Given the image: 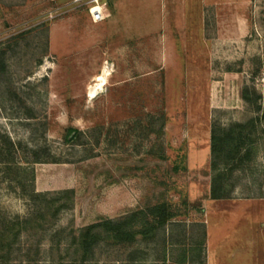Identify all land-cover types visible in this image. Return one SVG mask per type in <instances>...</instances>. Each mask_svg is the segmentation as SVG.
<instances>
[{"label": "rangeland", "instance_id": "rangeland-1", "mask_svg": "<svg viewBox=\"0 0 264 264\" xmlns=\"http://www.w3.org/2000/svg\"><path fill=\"white\" fill-rule=\"evenodd\" d=\"M106 1L116 13L94 23L70 0H0V144L21 143L27 168L0 155V236L46 210L29 198L31 169L48 200L75 191L71 207L1 245L0 264H174L183 247L188 264H264V0ZM250 119L254 154L220 161L228 197L212 199V131ZM33 149L57 162H26ZM161 194L186 215L154 239H100L81 262V228Z\"/></svg>", "mask_w": 264, "mask_h": 264}, {"label": "trees", "instance_id": "trees-1", "mask_svg": "<svg viewBox=\"0 0 264 264\" xmlns=\"http://www.w3.org/2000/svg\"><path fill=\"white\" fill-rule=\"evenodd\" d=\"M241 97L249 102L252 106H256L257 111H261L262 103L261 97L258 93L251 91L248 87H245L241 92ZM264 115L259 117L260 119ZM259 120V119H257ZM256 119H250L246 123H236L227 129L214 128L211 135V155H212V169L213 176L211 182V198L212 199H225L228 197L226 192L221 189L225 173L219 168L220 161L225 164H229L233 161V165L238 163L239 160L250 159L255 150V136L257 134V122ZM166 123V118L163 115L161 120L160 129L158 132H162ZM73 133L82 135L81 131L74 130ZM264 134V133H263ZM74 136L68 139H73ZM248 144L247 148L245 145ZM0 155L4 156L5 160H9V164H13V167L20 170H27L22 167L18 161H16V154L20 153L21 143L12 142L2 136L0 144ZM49 155H42L39 149H33L30 151V158H26V162L30 164L42 163V162H57L56 159L50 158ZM159 157L162 160L166 159L165 154H160ZM11 166V165H10ZM180 168V167H179ZM178 166L174 165L175 170H180ZM31 182L32 191L30 192V200H36L44 197L46 201L45 212L32 219H25V221H16L10 229H4L0 236V246L6 245L8 241L13 242L21 232V230L31 229L28 227V223L32 226L35 222H41L47 218V216H56L62 210L69 208L74 203L75 191L74 189H66L60 191L51 199L46 197L48 192H37L34 188L35 171L31 169ZM163 183V181H162ZM162 195V194H161ZM172 205L169 200L164 196H156L154 202H151L147 206V209H140L133 213L132 217H124L119 220L101 219L100 221L90 224L81 228L79 237L75 238V242L78 240L79 250L81 251V262H84L88 257L93 255V247L100 240L104 239L115 244L122 242H132L138 237L146 239H154L159 233L171 222L173 219L179 216L186 215L185 212L177 209V206ZM136 222V223H135ZM203 227L205 223L202 222ZM205 243V237L198 243L199 247H203ZM10 246V244H9ZM166 258V257H165ZM164 258V260H166ZM174 264H188V249L183 247L178 259L173 262Z\"/></svg>", "mask_w": 264, "mask_h": 264}, {"label": "built area", "instance_id": "built-area-1", "mask_svg": "<svg viewBox=\"0 0 264 264\" xmlns=\"http://www.w3.org/2000/svg\"><path fill=\"white\" fill-rule=\"evenodd\" d=\"M69 4L72 8L86 10L94 23L103 22L111 16L106 0H70Z\"/></svg>", "mask_w": 264, "mask_h": 264}, {"label": "crops", "instance_id": "crops-1", "mask_svg": "<svg viewBox=\"0 0 264 264\" xmlns=\"http://www.w3.org/2000/svg\"><path fill=\"white\" fill-rule=\"evenodd\" d=\"M186 0H184V2H185ZM225 2L222 4V5H224L225 6V8H229V9H233V8H241L242 7V5H243V3H242V0H224ZM186 5V4H185ZM221 4H220V6H222ZM187 6L188 5H186L185 6V8H187ZM108 7L111 9V11L115 14L116 13V11L117 10H115L116 8H113L112 7V4H110V3H108ZM113 14V15H114ZM234 29V28H233ZM232 29V30H233ZM235 30H237V28H235ZM215 200H217V201H219V200H223V199H215Z\"/></svg>", "mask_w": 264, "mask_h": 264}, {"label": "bare ground", "instance_id": "bare-ground-1", "mask_svg": "<svg viewBox=\"0 0 264 264\" xmlns=\"http://www.w3.org/2000/svg\"><path fill=\"white\" fill-rule=\"evenodd\" d=\"M107 75L108 71L104 70V73L98 77L97 83L90 87V94H97L98 90L101 89L102 86L105 84Z\"/></svg>", "mask_w": 264, "mask_h": 264}]
</instances>
